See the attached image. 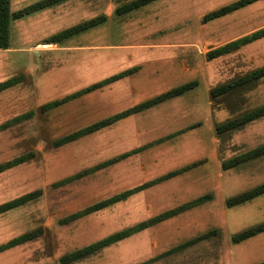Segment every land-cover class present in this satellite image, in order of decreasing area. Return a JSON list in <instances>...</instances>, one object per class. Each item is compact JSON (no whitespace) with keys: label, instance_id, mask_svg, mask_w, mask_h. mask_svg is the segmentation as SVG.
<instances>
[{"label":"rangeland","instance_id":"rangeland-1","mask_svg":"<svg viewBox=\"0 0 264 264\" xmlns=\"http://www.w3.org/2000/svg\"><path fill=\"white\" fill-rule=\"evenodd\" d=\"M123 1L126 5L134 0ZM233 1L236 0L172 2L173 28L185 29L183 36L180 30L179 35L173 36V42L190 45L185 62L190 65L189 75L196 76L197 72L200 82L195 90L199 98L185 99L183 104L197 102L204 106V111L199 113L184 109L182 115L192 114L186 117L190 124L204 125L206 135L212 138L216 125L264 104V77L221 94H211L219 85L264 66V36L215 58L208 57L210 51L264 28V0L205 20L206 14ZM100 2L94 3V13L104 6ZM162 18L157 16V25ZM5 53L0 49V83L14 81L0 91V165L21 155L31 158L0 172V205L29 193L35 197L0 214V245L33 233L1 252L0 264H259L264 261L263 232L239 243L232 241L240 227L243 230L264 221V194L233 207L226 204L230 197L264 183V153L223 169L224 162L264 144V117L223 134L216 133L215 147L205 148L195 163L201 164L199 169L204 172L216 175V170L217 179L204 180L201 187L196 186L186 194L179 189L184 187L186 176L161 179L170 170L183 168L177 164L201 152L199 149L186 156L188 150L176 148V135L160 144V137L167 135L168 130L156 119L161 117L160 121L169 122L172 114L180 116L172 102L150 113L128 115L59 144L66 135L122 112L118 111V103L102 98L95 89L46 107L77 93L76 88L88 81L82 79L77 84L71 78L63 81L60 78L45 85L42 76L47 68L45 61L36 57V64H40L37 67L31 60L22 59L21 53L13 56ZM67 60L68 63L47 71L66 75L74 64L70 58ZM208 60L204 71L203 63ZM53 73L50 77H54ZM190 78L163 85L157 92ZM143 95L137 102L144 100ZM186 123L180 122L178 126ZM173 149L177 151L175 157ZM110 160L115 162L105 165ZM130 189L134 192L125 199L86 212L88 207ZM205 194L209 198L203 203L154 222L162 213ZM235 218L240 223H234ZM147 222H150L148 226L94 253L73 261L62 260L74 250Z\"/></svg>","mask_w":264,"mask_h":264},{"label":"crops","instance_id":"crops-1","mask_svg":"<svg viewBox=\"0 0 264 264\" xmlns=\"http://www.w3.org/2000/svg\"><path fill=\"white\" fill-rule=\"evenodd\" d=\"M38 1L40 0H11L12 11L23 9ZM172 2L174 0H153L128 12L119 13L118 8L125 4L123 0H101L100 3L104 6L100 8L99 12L94 13L96 0H59L18 19H12L10 47L4 51L7 56L21 53L20 56L24 57L22 59L31 60V63L37 67H40V64H36V57L45 61L47 68L43 70L42 74L45 78L43 82L45 85L56 82L60 78L62 81L71 78L77 84L80 83L79 81H88L83 87H77L74 92H79L93 84L129 71L127 75L111 81L97 90L102 98L115 100L119 106L118 111H123L176 87L157 92L163 85L181 82L189 77L191 80L184 83L199 81L197 72H195L196 76L189 75V70L192 74L190 65L185 62L187 53L190 52V45L183 41L173 42V36L179 35V30L180 36H183L185 29L183 27L173 28L174 3L172 4ZM158 15L163 18L157 25ZM97 17H103V19L95 26L58 41L51 40L61 32ZM31 35H34L35 38L32 39ZM68 58L74 64L66 75H60V71L56 74L47 71L49 68H57L55 66L61 65L63 62L68 63ZM209 62L208 60L203 63L204 71ZM51 73L54 74V77H50ZM196 87L180 96L170 98L134 114L150 113L166 102H172L173 109L180 116L172 114L169 122L167 120L160 121L161 117L156 119L164 127L163 129L168 130V134L160 138L178 136L176 148L181 146L184 151L188 150L189 152L185 155L189 157L190 153L201 149V152L198 153L199 156L188 157L189 159L186 158L188 160L185 162L177 164L181 165L180 167L195 163L201 157L202 152L204 153L205 148L215 147L216 131L212 134V138L208 134L209 132L206 135L204 125L190 124L191 121L187 119L192 117V114L182 115L184 109L192 110L194 113L204 111V106L197 102L183 104L185 99L197 100L199 98V93L195 91ZM140 95L144 96V100L137 102ZM209 107L211 109L212 106L209 105ZM186 121L185 126H178L180 122ZM149 124L153 125L151 122ZM183 150L179 153H182ZM173 151L176 150L173 149ZM176 154L177 151L173 157L177 156ZM200 166L201 164H198L172 176V178L186 176L184 187L179 188L185 190L184 193H190L196 186L197 188L201 187L200 184L204 180L215 181V178L217 179L216 170H214L216 174L214 175L210 171L200 170ZM234 223H240V220L235 218ZM240 229L238 232L242 231V227Z\"/></svg>","mask_w":264,"mask_h":264},{"label":"trees","instance_id":"trees-1","mask_svg":"<svg viewBox=\"0 0 264 264\" xmlns=\"http://www.w3.org/2000/svg\"><path fill=\"white\" fill-rule=\"evenodd\" d=\"M57 1H59V0H40L34 4L26 6L23 9L12 11L11 0H0V49H7L10 47V24H11L12 19H18V18H20L26 14H29L31 12H34V11L39 10L41 8H44V7L51 5ZM151 1H153V0H134V1L127 3L126 5L119 7L118 12L119 13L128 12L132 9L138 8L139 6L145 5ZM256 1H259V0H236V1H233L227 5L221 6L218 9L213 10V11L209 12L208 14H206L205 20L206 21L213 20L215 18L221 17V16L229 14L235 10L243 8V7H245L251 3H254ZM102 19H103V17H97V18L92 19L90 21L76 25V26L69 28V29L61 32L60 34L54 36L51 40L58 41V40H61L63 38L69 37L73 34L79 33L80 31L85 30L86 28H89L91 26H95ZM263 36H264V28L259 29L258 31H255L250 35H246V36L240 37L236 40H233V41H231V42H229V43H227V44H225V45H223V46H221V47H219L213 51H210L208 53V57H209V59L215 58V57L227 52L228 50L236 49L240 46H243V45H245L249 42H252L258 38H261ZM128 73H129V71L115 75L111 78H108V79L103 80L101 82H98L96 84H93V85L83 89L82 91L74 93L68 97L61 99V100L53 101V102L47 104L46 107L50 108V107L57 106L60 103L68 100L71 97H76L80 94L98 89V88L108 84L111 81H114V80H116L122 76L127 75ZM262 77H264V66H261L257 69H254V70L250 71L249 73H247L246 75H244V76H242L236 80L226 82L222 85H219L218 87L214 88L211 91V94H221L225 91L230 90L234 86H239V85H241L247 81L257 80V79L262 78ZM13 81H14V79H11V80H8L5 82H1L0 83V91L4 90L8 86H10L13 83ZM197 85H198V82L196 80H194V81H190V82L184 83L182 85L176 86V87H174V88H172V89H170V90H168V91H166L160 95H157L151 99L143 101V102H141V103H139V104H137L131 108H128L122 112H119V113L112 115L108 118H105V119L100 120L96 123H93V124L83 128V129H80V130H78V131H76L70 135H66L65 137H63L62 139L59 140V144H65L67 142H70V141L78 138V137H81L83 135L97 131V130H99V129H101V128L109 125V124H112L115 121H117L121 118H124L128 115H131V114L140 112L142 110L151 108V107L158 105V104H160V103H162V102H164L170 98L180 96V95L184 94L185 92L193 89ZM261 117H264V104L259 105L255 108H252V109L248 110L247 112H244L243 114H241L237 117L228 119V120L216 125L215 131L217 134H223L224 132L233 130L239 126L250 123V122H252L256 119H259ZM169 137H171V136H169ZM169 137H166V138H169ZM166 138L160 139L159 142L165 140ZM263 153H264V144L257 147V148H254V149L248 151L247 153H244L238 157L233 158L229 162H226V163L224 162L223 163V169L231 168V167H233V166H235V165H237V164H239V163H241V162H243L249 158L259 156ZM30 158H31V156H29V155H21V156L14 158L11 161H7L5 163H2L0 165V172L4 171L6 169H9L11 167H14L16 165H19V164L25 162L26 160H28ZM115 160H117V159H115ZM112 162H115V161L110 160L107 163H105V165L112 163ZM197 164L198 163H192V164L187 165V166L180 168L178 170L171 171V172L167 173L165 176H163L161 179L162 180L169 179L172 176H175L181 172H184V171L196 166ZM133 192H134V189L123 191V192H121L115 196H112L108 199L102 200V201L88 207L86 209V212L91 213L93 211L100 210V209H102V208H104V207H106V206H108V205H110L116 201L125 199L126 197L131 195ZM262 194H264V183H262L258 186H255L254 188L249 189L245 192H242L238 195L230 197L229 199H227L226 204L229 207H233V206L245 203L249 200H252V199H254L257 196L262 195ZM34 197H35L34 193H29V194L17 197L13 200H10L8 202L1 204L0 205V214L18 207L19 205L33 199ZM208 198H209L208 194L201 195V196L197 197L196 199L190 201L188 204H184V205H182V206H180L174 210L167 211L165 213H162L158 217H155L154 222L169 218V217L177 214L180 211H183V210H186L192 206L201 204V203H203V201H206ZM152 221H150V222H152ZM150 222L143 223L141 226H139L135 229L122 230V231H119L117 233L111 234V235H109L103 239H100V240H98V241H96V242H94V243H92V244H90L84 248L77 249V250H74V251L66 254L65 256H63L62 260L64 262L73 261V260H76L78 258H81L84 255L94 253V252L98 251L99 249H101L103 247H107L108 245L112 244L113 242H116L122 238H125V237L129 236L130 234H132L133 232H137L141 228L148 226L150 224ZM262 232H264V221L254 225L250 228H246V229L234 234L232 236V241L234 243H239L241 241L247 240L248 238L253 237V236H255L259 233H262ZM32 235H33V233H27V234H24L22 236H19L18 238H14L5 244H1L0 245V253L3 252L4 250H7L13 246L18 245L19 243L25 241L27 238H29ZM259 264H264V261L259 263Z\"/></svg>","mask_w":264,"mask_h":264}]
</instances>
